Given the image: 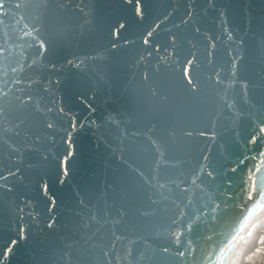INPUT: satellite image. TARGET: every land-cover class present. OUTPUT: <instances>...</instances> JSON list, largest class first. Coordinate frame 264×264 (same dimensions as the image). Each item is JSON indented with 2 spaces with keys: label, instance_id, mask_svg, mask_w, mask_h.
I'll return each instance as SVG.
<instances>
[{
  "label": "water",
  "instance_id": "1",
  "mask_svg": "<svg viewBox=\"0 0 264 264\" xmlns=\"http://www.w3.org/2000/svg\"><path fill=\"white\" fill-rule=\"evenodd\" d=\"M243 3L244 0H214V3L213 0H143L142 20L138 19L139 9L124 0H44L42 4L29 5L28 22L38 30L29 42L46 44L50 49L43 64L32 70V76L50 80L58 77L62 81L60 85H52L56 106L62 100L70 116L89 119L94 115L103 122L107 114L118 119L119 124L117 127L105 124L95 132L86 129L75 135L77 158L72 164V177L62 188L55 182L54 159L45 163L38 154L25 153L24 163L19 166L25 169L26 185L18 184L16 192L0 199V232L8 231L10 221L15 218V204L22 196L36 202L41 219L33 228L29 243L20 246L14 264H32L34 259L39 264H64L65 251L71 252L73 264H99L103 259L99 249L86 252L83 240L86 232L91 231L86 225L93 214L103 218L106 213L115 215L121 207L130 213L125 225L129 235L147 237L155 248V251L152 247L145 248L141 241L133 245L134 255L144 250L146 255H151L152 264H176L172 253L162 254L159 250L165 245L173 248L169 229H179L182 222L191 220L194 210L208 200L209 190L215 193L227 179H232L231 191L235 192L238 176L229 173L225 177L224 173L251 150L257 137L264 135L261 128L264 125V29L246 31L239 12ZM224 8L229 11L227 25L220 20ZM121 20L128 25L121 42L133 40L134 43L113 51L111 28ZM228 27L232 30L231 40L225 34ZM36 50L30 49V57ZM193 56L192 75L199 80L195 95L187 91L183 77L185 62ZM241 56L243 59H239ZM67 60L83 61V64L77 69L66 64ZM51 63L63 71H46L43 65L50 67ZM221 69L219 74L227 84L217 87L209 83V74ZM230 72L236 75L230 76ZM245 81L247 93L243 91ZM4 87L0 80V88ZM26 94L16 91L14 86L6 98L0 93V110L8 116L7 121L0 118V140L19 144L25 133L34 136L43 132V117L30 107L19 106L21 101L17 96L26 97ZM226 101L229 107L225 106ZM89 105L95 109L94 114ZM64 123L67 125V119ZM16 126L20 136L12 134ZM4 128H9V132L5 133ZM185 129L195 134L181 135ZM122 130L129 134L122 136ZM201 130H207L209 135L202 136ZM171 131L176 135L170 136ZM149 134L157 136L169 160L179 163L160 173L162 178L176 181L170 185L172 191L166 192L174 200L158 205L155 216L142 218L135 215V210L149 207L143 197L145 188L140 187L145 181L130 169L135 166L152 176L154 153ZM250 136L253 141H249ZM58 145L59 140L56 145L45 143L44 147L62 151ZM121 156L127 166L119 163ZM28 164L32 165L30 169ZM5 166L16 165L9 159L8 149L0 144V168ZM209 166L218 177L215 182L199 174L198 170L209 171ZM50 171L51 191L59 202L56 209L59 219L52 229L44 226L48 213L35 187ZM177 184L180 188L186 185L187 191H179ZM181 206L188 212L187 217L179 216ZM262 213L264 202L249 209L241 230L219 252L214 264H230L243 233ZM174 217L175 225H172ZM204 231L201 225L191 234L192 239L197 240ZM258 241L262 242L263 237ZM70 244L72 248L68 247ZM205 245L206 241L200 239L197 260L208 252ZM182 247L191 259V246L182 244Z\"/></svg>",
  "mask_w": 264,
  "mask_h": 264
},
{
  "label": "snow or ice",
  "instance_id": "2",
  "mask_svg": "<svg viewBox=\"0 0 264 264\" xmlns=\"http://www.w3.org/2000/svg\"><path fill=\"white\" fill-rule=\"evenodd\" d=\"M44 0H0V80L6 85L0 88V93L6 98L10 92L15 90L18 92H26V97L17 96V100L21 101L19 106L31 108L32 111L43 117V132L34 136L25 133L24 139L19 144L10 140H0V144L6 147L9 152V159L15 164V167L0 168V199L3 196L16 192L17 185L21 187L26 185L25 169L19 165L24 163L25 153H36L41 161L47 163L49 160H55V182L58 187H64L68 180L72 177V164L77 158V147L75 143V135L91 129L93 132L104 127L105 124L117 127L118 119L105 114L103 122L97 120L93 115L92 118L73 117L67 113L63 106V102H59L55 97L52 85H60L62 81L57 77L55 80L32 76V70L43 64L44 59L50 51L46 44L35 45L29 42V38L38 30L34 24L28 22V10L31 4H42ZM129 5H134L139 9L138 19L143 18V0H124ZM214 3V0H213ZM240 16L243 18V24L246 31L251 32L253 28L264 29V3H258L257 0H244L239 7ZM229 11L224 8L220 12L221 24H228ZM128 27L123 20L118 21L111 28L110 35L114 41L110 45L113 51L126 47L134 43L133 40H124L121 42V35ZM197 32L199 29H195ZM226 36L233 39L231 27L226 30ZM148 41H145L147 43ZM213 44L215 41L212 42ZM243 44V41H240ZM36 48V52L30 57L29 51ZM158 50V49H157ZM150 55V53H149ZM243 59V57H239ZM71 67L79 69L83 61H65ZM48 72H62L63 69L51 63V66L43 65ZM195 67V57H191L190 61L185 62L183 77L187 86V91L195 95L199 91V80L192 75ZM239 67V64H236ZM221 70L210 73L209 83L223 87L227 84V80L219 74ZM230 76L236 75L234 72L229 73ZM147 79V76L144 77ZM245 87L243 91L247 93V82H243ZM23 85L24 87H20ZM83 99V97H82ZM26 100V102H25ZM234 104V101L232 102ZM226 107L230 105L226 101ZM89 109L95 113L92 105ZM0 118L8 120L7 112L0 110ZM67 119V125L64 121ZM10 123V122H9ZM154 127V126H153ZM264 128V125L261 126ZM258 128L257 131H261ZM5 133L9 132V128H4ZM13 135L20 136L19 127L16 126L12 132ZM127 130H122L121 135L127 136ZM138 135L139 133H132ZM181 135L192 136L195 133L190 129H185ZM170 136H175L176 132L171 131ZM201 135L207 137V130H201ZM255 135V134H254ZM149 143L154 153L152 176L149 177L141 169L131 167V171L136 173L137 177H143L145 184L143 193L144 200L149 207H138L135 210L137 217H149L157 214V206L165 201H173L174 198L166 194L172 191L170 185L176 184L175 180L162 178L160 173L162 169L178 164L179 161H171L167 158V153L163 144L158 142L156 135H148ZM215 139V136L212 137ZM249 141H253L250 136ZM59 140L58 147L62 151L55 149H47L44 144L56 145ZM264 135L257 137L252 144L249 152L241 155L235 164L230 165L224 173L225 177L229 175L238 176L239 183L236 191L233 192L232 179H227L226 183L212 193L209 190L208 200L193 212L192 219L182 222L179 229H169L172 232L173 248L167 245L161 249L162 254H173L176 264H214L216 256L225 245L230 243L241 230L249 214V209L258 202H264ZM260 146V147H257ZM159 147V151H157ZM255 153V155H253ZM206 160V157H202ZM256 161H259L257 163ZM119 163L127 166V161L123 156L120 157ZM32 165L28 164L27 168ZM202 178L206 177L209 182H215L218 177L216 173L211 171L203 172L198 170ZM177 189L182 192L187 191V186ZM36 190L38 195L45 201V211L48 213V219L45 222V228L52 229L55 227L59 216L56 214L58 206L57 196L51 191L52 189V173L51 171L42 176L36 182ZM239 194V195H238ZM83 204V201H79ZM35 201L27 196L20 197V202L15 204V218L10 221L7 232H0V264H14V257L22 244L27 245L32 236V230L40 221L41 217L37 214ZM177 205L179 201H175ZM129 210L121 207L115 215L106 213L103 218L93 214L89 218L83 243L86 245V252L93 253L97 249L100 250L103 259L99 264H152L151 255H146L144 250L135 253L133 245L143 241L145 248L151 245L147 237L137 235H129L125 229V225L129 220ZM180 217H187L188 212L181 206ZM176 217L170 222L175 225ZM33 221V223H27ZM95 225V227H93ZM203 225L205 231L197 240H193L191 234ZM187 232L188 238L185 239ZM97 237H100L97 239ZM206 241L208 252L205 257L197 260L196 251L199 240ZM182 244L191 246V259L189 253L185 251ZM72 248L73 245H69ZM64 264H73V257L70 251L63 253ZM32 264H39L38 259H34Z\"/></svg>",
  "mask_w": 264,
  "mask_h": 264
},
{
  "label": "bare ground",
  "instance_id": "3",
  "mask_svg": "<svg viewBox=\"0 0 264 264\" xmlns=\"http://www.w3.org/2000/svg\"><path fill=\"white\" fill-rule=\"evenodd\" d=\"M264 213H262L255 221H254V223L251 225V227L249 228V229H247L246 231H245V233H243V237L244 238H242V240H241V242H240V246H239V249L235 252V255H234V257H233V259L231 260V262H230V264H236V261H237V257H238V255L240 254V252H241V250L244 248V245L246 244L247 245V243H249V242H251L250 241V239H249V235H250V231H252L251 229H253V231L256 233V231H258V235H256L257 237H255V240H254V242H255V245H253V247L255 248H257V250L255 251L256 253H257V255L264 249V243H263V241L262 242H259L258 240V237L259 236H264V231H263V228H264ZM251 236V235H250ZM251 238V237H250ZM253 238V237H252ZM254 244V243H253ZM249 245V244H248ZM246 247V246H245ZM249 248V247H248ZM253 248V249H254ZM246 255V254H245ZM253 257H255V255L254 256H251V254H247L245 257H244V259L247 261H250Z\"/></svg>",
  "mask_w": 264,
  "mask_h": 264
},
{
  "label": "rangeland",
  "instance_id": "4",
  "mask_svg": "<svg viewBox=\"0 0 264 264\" xmlns=\"http://www.w3.org/2000/svg\"><path fill=\"white\" fill-rule=\"evenodd\" d=\"M251 230H252V231H250L251 236L249 235V239L251 242L247 243V245L246 244L244 245V248L241 250L240 254L237 257L236 264H264V249L257 255V253L255 252L257 250V248L253 247V245H255L254 240H255V237H257L256 235H258V231H256V233H255L254 232L255 230L254 231H253V229H251ZM263 231H264V228H263ZM259 237H258V239H259ZM262 237H263V243H264V236L262 235ZM245 254L246 255L251 254V256L255 255V257H253L250 261H248V260L246 261L244 259V257L246 256Z\"/></svg>",
  "mask_w": 264,
  "mask_h": 264
}]
</instances>
